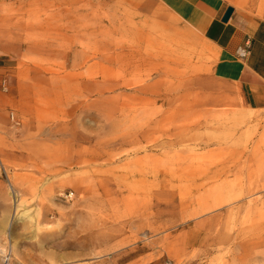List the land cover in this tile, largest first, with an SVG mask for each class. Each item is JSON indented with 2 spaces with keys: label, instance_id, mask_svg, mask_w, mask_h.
<instances>
[{
  "label": "rangeland",
  "instance_id": "rangeland-1",
  "mask_svg": "<svg viewBox=\"0 0 264 264\" xmlns=\"http://www.w3.org/2000/svg\"><path fill=\"white\" fill-rule=\"evenodd\" d=\"M158 6L0 0V264H264V113Z\"/></svg>",
  "mask_w": 264,
  "mask_h": 264
},
{
  "label": "crops",
  "instance_id": "crops-1",
  "mask_svg": "<svg viewBox=\"0 0 264 264\" xmlns=\"http://www.w3.org/2000/svg\"><path fill=\"white\" fill-rule=\"evenodd\" d=\"M165 10L203 44L206 64L203 78L230 85L237 91V101L245 110L264 113V11L260 15L238 10L225 0H160ZM232 13L221 20L227 8ZM158 6L159 16L166 13ZM247 44L245 58L237 50ZM4 69L0 66V72ZM8 83L18 90V76ZM226 98V94L221 93ZM18 105L21 97L17 95Z\"/></svg>",
  "mask_w": 264,
  "mask_h": 264
},
{
  "label": "built area",
  "instance_id": "built-area-1",
  "mask_svg": "<svg viewBox=\"0 0 264 264\" xmlns=\"http://www.w3.org/2000/svg\"><path fill=\"white\" fill-rule=\"evenodd\" d=\"M247 49H248L247 44H245V46H244L243 48H239V49L237 50V55H238V57L241 58V59L245 58L246 55H247V51H248ZM11 120H12V121L14 120L13 115H11Z\"/></svg>",
  "mask_w": 264,
  "mask_h": 264
},
{
  "label": "water",
  "instance_id": "water-1",
  "mask_svg": "<svg viewBox=\"0 0 264 264\" xmlns=\"http://www.w3.org/2000/svg\"><path fill=\"white\" fill-rule=\"evenodd\" d=\"M232 8H227L226 9V11H225V14H224V16H223V18H222V20H221V22L222 23H226L227 22V20L229 19V17H230V15H231V13H232Z\"/></svg>",
  "mask_w": 264,
  "mask_h": 264
},
{
  "label": "bare ground",
  "instance_id": "bare-ground-1",
  "mask_svg": "<svg viewBox=\"0 0 264 264\" xmlns=\"http://www.w3.org/2000/svg\"><path fill=\"white\" fill-rule=\"evenodd\" d=\"M262 6V5H261Z\"/></svg>",
  "mask_w": 264,
  "mask_h": 264
}]
</instances>
